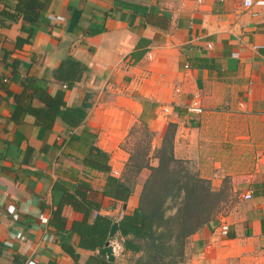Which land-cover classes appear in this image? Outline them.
Segmentation results:
<instances>
[{
  "label": "crops",
  "instance_id": "obj_1",
  "mask_svg": "<svg viewBox=\"0 0 264 264\" xmlns=\"http://www.w3.org/2000/svg\"><path fill=\"white\" fill-rule=\"evenodd\" d=\"M40 1L46 4L43 20L26 26L31 41L18 49L24 23L5 19L2 10L15 1L0 0V264L108 262L99 249L78 247L70 228L84 213L66 198L81 202L75 192L88 187V200L100 203L97 215L116 221L131 214L150 171L129 174V130L145 124L152 132L146 159L155 167L154 153L170 123L174 159L214 189L228 177L242 192L238 208L188 237L184 264H242L264 255V4ZM67 56L86 67L80 82L65 91L66 106L84 110L83 122L72 129L57 118L45 130L15 104L14 95L26 76L51 79ZM58 87L51 80L47 90ZM194 97L204 109L200 116L185 108ZM90 146L109 155V173L82 163ZM108 176L131 187L127 201L102 196ZM59 205L61 230L50 224ZM125 239L140 245L132 236ZM64 244L73 246L77 261ZM138 255L123 248L113 264H132Z\"/></svg>",
  "mask_w": 264,
  "mask_h": 264
},
{
  "label": "trees",
  "instance_id": "obj_2",
  "mask_svg": "<svg viewBox=\"0 0 264 264\" xmlns=\"http://www.w3.org/2000/svg\"><path fill=\"white\" fill-rule=\"evenodd\" d=\"M12 8L3 9L1 15L8 20L21 18L23 25L20 36L15 41L20 49L31 41L32 28L26 27L42 22L46 4L40 0H14ZM206 63L207 60H201ZM15 66V63H13ZM85 65L72 56H67L57 68L51 71V79L26 76L21 81V91L14 95V102L24 112L35 119V124L42 129L49 130L57 118L74 129L81 125L84 110L68 108L65 103V91L71 90L80 82ZM53 80L59 87L50 93L48 84ZM65 87V88H63ZM145 132H152L145 124L140 125ZM175 125L169 124L161 146L155 151L154 158L158 164L149 165L146 156L139 158L132 154L130 170L136 168L138 175L143 168L150 171V175L143 184L139 206L131 214L123 215L118 220L106 216L96 215L89 222L94 211L99 210L100 203L89 201L88 187L77 189L75 196L68 195L66 202L83 211L84 217L80 222H73L70 231L79 237L78 247L95 251L102 248L109 240V233L114 223L118 224V239L124 249L140 256L134 264H184L185 248L189 236L198 232L204 225L216 219L219 210V191L213 190L210 181L202 179L184 166V162L174 159L173 139ZM109 155L101 149L90 146L82 163L93 170L109 173ZM140 162V163H139ZM132 194L130 186L118 178L108 176L102 196L116 201L125 202ZM62 205L52 213L50 224L58 230L64 229V219L60 215ZM132 236L140 241V245L122 238ZM63 250L77 261L78 255L69 244L62 245ZM89 264V263H88ZM91 264V263H90ZM100 264H113L101 261Z\"/></svg>",
  "mask_w": 264,
  "mask_h": 264
},
{
  "label": "rangeland",
  "instance_id": "obj_3",
  "mask_svg": "<svg viewBox=\"0 0 264 264\" xmlns=\"http://www.w3.org/2000/svg\"><path fill=\"white\" fill-rule=\"evenodd\" d=\"M151 140L152 135L148 134V132H145L144 129L140 127V125H134L129 130L128 140L126 142L125 147L129 148V150L133 152L134 156L137 154L138 157L141 158L144 156V154L150 151ZM184 166L191 172H193L191 168H189L187 165L184 164ZM136 170V168H131L129 174L133 176ZM237 187L238 184L236 183V181L228 177H226L222 181V185L220 188L214 189L212 186L213 190L219 191L220 198L219 210L217 212L216 219L227 217L231 212H233L236 208L239 207L240 194L242 192ZM139 256L140 255L135 256L132 259V264L135 263ZM242 264H264V255H261L260 258H255L253 260L250 259Z\"/></svg>",
  "mask_w": 264,
  "mask_h": 264
},
{
  "label": "built area",
  "instance_id": "obj_4",
  "mask_svg": "<svg viewBox=\"0 0 264 264\" xmlns=\"http://www.w3.org/2000/svg\"><path fill=\"white\" fill-rule=\"evenodd\" d=\"M257 5H263L264 2L263 1H260L258 0L256 2ZM244 6L246 8L250 7L251 6V1L250 0H245L244 1ZM49 19L53 22H62L64 21V18L62 17H59V16H49ZM233 57H238V54H232ZM186 68H188L186 66ZM65 88V87H63ZM186 111L189 113V114H192V115H196V116H200L204 113V109L202 107V104L199 100L198 97H194L192 98L187 104H186ZM244 198L246 200L250 199L251 198V192L248 191L245 195H244ZM97 215V212L94 213V216ZM227 230L228 228L226 227V225L222 226L221 227V233L223 235H226L227 234ZM109 242V245L112 247V251H113V254L115 256V258H117L122 252H123V246L121 244V241L118 239V237L114 236L112 239H109L108 240Z\"/></svg>",
  "mask_w": 264,
  "mask_h": 264
},
{
  "label": "water",
  "instance_id": "obj_5",
  "mask_svg": "<svg viewBox=\"0 0 264 264\" xmlns=\"http://www.w3.org/2000/svg\"><path fill=\"white\" fill-rule=\"evenodd\" d=\"M118 234V224L114 223L110 229L109 239H112L114 236ZM98 254L105 257L109 263H113L115 260V256L112 251V247L109 245L107 241L105 245L98 250Z\"/></svg>",
  "mask_w": 264,
  "mask_h": 264
}]
</instances>
